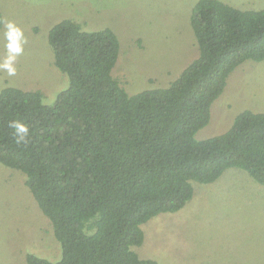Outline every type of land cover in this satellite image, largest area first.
Instances as JSON below:
<instances>
[{"label": "trees", "instance_id": "1", "mask_svg": "<svg viewBox=\"0 0 264 264\" xmlns=\"http://www.w3.org/2000/svg\"><path fill=\"white\" fill-rule=\"evenodd\" d=\"M190 22L198 55L166 87L129 94L111 73L115 32L65 18L47 36L68 77L55 101L0 90V163L25 174L60 246L56 261L28 252L26 264H159L132 246L143 242L141 224L191 199L192 181L236 167L264 184V112L243 110L223 133L195 138L229 74L264 59V8L198 0ZM11 120L28 125L27 145L15 143Z\"/></svg>", "mask_w": 264, "mask_h": 264}, {"label": "rangeland", "instance_id": "2", "mask_svg": "<svg viewBox=\"0 0 264 264\" xmlns=\"http://www.w3.org/2000/svg\"><path fill=\"white\" fill-rule=\"evenodd\" d=\"M197 1L0 0V20L13 21L26 39L16 76L0 72V90H37L44 102L55 101L68 77L54 65L47 36L65 18L84 30L115 32L119 53L111 73L129 94L166 87L198 55L190 22ZM221 1L244 10L264 8V0ZM3 31L0 25V57ZM243 110L264 112V59L245 60L229 74L195 138L223 133ZM192 183L193 195L182 208L141 224L143 242L132 246L139 257L159 264H264V184L236 167L211 183ZM28 252L56 261L60 246L25 174L0 163V264H26Z\"/></svg>", "mask_w": 264, "mask_h": 264}, {"label": "clouds", "instance_id": "3", "mask_svg": "<svg viewBox=\"0 0 264 264\" xmlns=\"http://www.w3.org/2000/svg\"><path fill=\"white\" fill-rule=\"evenodd\" d=\"M0 25L4 29L5 41L4 55L0 57V72L8 77H14L17 74V57L23 54L26 39L23 30L13 21L0 20ZM45 102L51 104L54 98ZM8 127L12 129L13 139L17 145H27L30 142V129L26 123L21 120H11L8 122Z\"/></svg>", "mask_w": 264, "mask_h": 264}]
</instances>
